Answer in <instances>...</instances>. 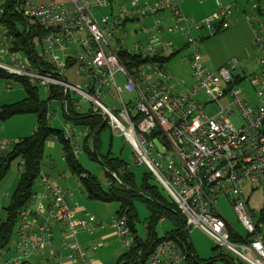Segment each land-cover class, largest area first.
I'll use <instances>...</instances> for the list:
<instances>
[{
	"label": "built area",
	"instance_id": "obj_1",
	"mask_svg": "<svg viewBox=\"0 0 264 264\" xmlns=\"http://www.w3.org/2000/svg\"><path fill=\"white\" fill-rule=\"evenodd\" d=\"M121 0H67L39 4L37 0H19L21 14L36 23L42 31L41 60L48 65L42 71L38 66L31 68L16 57L12 65L0 63V69L7 74L22 76L32 85H38L47 92L45 103H58L50 99L53 88L62 89L68 104L80 108L83 102L91 104L94 114L100 115L114 135L122 136L133 148L136 162L145 165L175 203L186 219L187 228L201 229L217 245L216 248L231 254L245 264H264V222L255 223L247 210L244 196L245 186H264V6L254 5L257 24L254 26L255 44L260 58L258 71L251 77L259 104L252 107L242 91L232 85L234 71L238 65L231 61L219 73L204 69L199 41L190 37L188 29L195 33L214 34L217 28L226 30L225 20L231 9L220 7L211 18L197 23L184 17L180 10L183 0H158L143 5L140 0H126L131 13L139 19L152 16L155 23L148 30L146 44L136 45L132 50L113 47L110 43L117 27L127 18L123 15L113 23L109 16L100 19L94 12L106 9ZM170 10L175 25L172 30L182 33L186 42L195 47L190 57L194 86L188 92L175 91L171 86L172 76L164 69L156 68L159 38L152 31L160 28L159 15ZM0 10V15L2 14ZM221 22V23H220ZM186 25L190 28L187 29ZM119 30V29H118ZM117 33V32H116ZM3 46L7 38L1 39ZM69 47L75 49L68 61L61 59L59 52ZM167 49L173 51L172 44ZM123 55L130 58L122 60ZM77 67L81 86H75L66 79L67 67ZM125 95L132 96L128 102ZM203 95L206 103L198 98ZM228 96L231 103L221 107L212 116L204 112L213 103H220ZM119 103V107L117 103ZM220 105V104H219ZM236 106L240 112L241 126L234 125ZM47 119L48 113H46ZM158 133V138L153 137ZM72 130L64 131L70 146L77 138ZM160 138V139H159ZM154 141H158L161 153ZM18 142V141H17ZM17 142H0V157ZM44 195L34 194L33 208L20 211L15 236L18 238L15 254L6 264H23L29 257H38L46 264H91L90 259L98 247L85 246L77 240L81 231L92 234L94 216L76 218V208L67 200L61 189L42 177ZM221 197L231 198L233 209L247 232L242 237L232 230L220 216L216 203ZM40 198V199H38ZM45 200V202H44ZM160 220V223H163ZM117 238L129 249L135 243V235L125 215L112 220ZM60 227V243L68 250L57 253L54 250V226ZM100 227L103 229L102 224ZM231 233L239 242L233 241ZM173 239L163 240L150 255L145 264H187Z\"/></svg>",
	"mask_w": 264,
	"mask_h": 264
},
{
	"label": "rangeland",
	"instance_id": "obj_2",
	"mask_svg": "<svg viewBox=\"0 0 264 264\" xmlns=\"http://www.w3.org/2000/svg\"><path fill=\"white\" fill-rule=\"evenodd\" d=\"M153 1L154 0H140L142 4L151 3ZM37 2L41 4V2H39L38 0ZM242 2H244V6L246 9L249 10L250 14L254 13L252 11V5L254 3H260L261 6H264V0H242ZM191 5L192 3L189 1L182 2L181 4L182 8H189ZM240 5L242 6V3H240ZM183 14L186 16L185 13ZM190 18L193 19V17ZM137 28V23H129L126 27V31H128L132 38L130 44L136 42V39L133 38V35ZM225 32H227V30H224L223 32L215 35H212L210 33H204L203 37L205 38V40L198 46V50L201 53L204 69L209 73H219L220 69L228 65V63H230L231 61H236L238 67L234 71V77H238L240 80L243 79L236 87L243 92L249 104L252 107H256L259 104V101L257 99L256 92L251 84V77L253 76L255 67L258 64L256 63L257 57L254 53H251V56H249L248 54H246L245 56L243 54V46L245 45L243 35H240V37L236 38L232 37V39H230L227 38V36H223ZM199 33L200 32H198V34L195 33L194 38L198 39L200 35ZM169 37L173 38V36L171 35H169ZM37 41L38 40L36 39L34 43L36 44L35 50L37 52L39 60L33 58H26V60L19 61L23 63L28 62L32 69L38 66L42 71H45V63H43L41 60L42 49ZM178 45L182 48L183 43L179 41ZM4 50L9 52L8 44L4 46L3 53ZM72 51L73 49H70V52ZM194 51V46H190L188 49H183V51L179 52L175 57H173L171 61L166 64L167 70L171 74H174L175 72L176 74L174 76H176L177 80L180 83L185 82L184 84H186L187 87L184 88L183 86L182 89H185L188 92L194 85V79L191 75V67L189 63V56L192 55ZM10 56L11 55L5 57H7L8 60ZM77 73V67L68 68L66 71V78L68 79L69 83L75 86L82 87V83L78 79ZM17 77L22 80L26 79L22 76ZM7 84L13 86L12 91L7 92ZM30 85L39 88L38 91L42 101H45L47 99V92L42 87L38 85ZM0 92H2L0 94V106L11 104L17 100L19 101L26 96L23 86L19 82H16L14 80L0 79ZM20 93H22V97H20L21 99H14V101H10V103H5L7 102V100H3L11 96L16 98V96H19ZM198 99L202 103H206V99L203 95H200ZM230 103L231 99L227 96L225 99H222L220 103H213L206 107L204 112L207 116H212L220 111V106L225 107L228 106ZM90 105L91 104L89 102H83L82 108L84 110L89 109ZM45 106L47 108V113L49 117L48 123L51 128L61 130L64 127H68L69 123L65 120L64 108L62 104L54 102L51 103L49 107L47 106V104ZM233 110L236 115L235 119L232 120L234 121V125L236 127H239L242 124V121L240 119V112L236 106H233ZM36 120L37 117L35 114H22L14 116L5 121H0V142L3 140H7L13 143L17 142V139H22L31 136L32 131L36 126ZM70 126L72 125L70 124ZM50 145H52V147ZM100 147L101 148L99 152V159H102L109 153L112 155V157L123 159L127 163L130 172L135 175L136 184L141 185L143 174L148 173L149 171L145 165H139L136 162L133 148L125 140L124 137L113 135L109 128H105V130L101 133ZM78 161L84 168V170H86L90 174L95 175L102 182L103 186H106L110 182L111 178L108 177L106 169L102 166V164L99 161L92 160L89 155L84 151H81L78 154ZM19 163L20 159L14 160L11 163L7 174L0 180V223L6 220V208L9 206L12 195L14 194L18 186L21 173ZM41 170L45 174H50L52 178L55 179L65 189L70 187L73 188V190L76 192V196L74 199L69 200L72 207L76 208L77 206L79 207V205H82L86 208L87 214L89 216H94L95 218L96 216H102L100 222L103 226V229L106 230V234L115 230L114 225H112L111 223L112 220L116 218V212L119 209V204H105L98 201L89 200L86 193L79 187L76 180L71 177L70 172L67 170V165L62 159L61 144L53 142L51 139L46 142ZM63 174H65L66 181L61 178V175ZM39 183L40 182L38 179L35 185V191L38 190ZM243 192L247 200V210L252 214L253 221L255 223H258L260 220L264 222V186L257 187L252 191L250 187L245 186ZM164 193V196L170 199L169 194L166 191H164ZM95 205L103 207V212L96 211V209L93 207ZM216 208L220 216L228 223L229 227L232 230L237 231L242 237L247 236L245 228L239 221L238 216L233 209L231 198L221 197L217 200ZM136 210L138 213V219L135 221V226L138 232L137 234L142 236L145 226L144 223L147 217L149 216V211L146 205L139 201L136 202ZM96 220L98 221L97 218ZM170 228L171 225L168 221L161 223L157 229L159 236H163L165 232L170 230ZM98 229H101L100 225ZM15 230L16 227L14 229V233ZM14 233L7 245L3 248H0V264H6V262L10 258L16 256L14 250L18 238L15 236ZM189 236L195 252L201 259H209L210 257H212V250L213 248H216L217 245L201 229L191 228ZM92 245L98 247L97 252L92 258L93 260H98L101 264H115L119 256L127 250V248L117 237L107 238L105 240H102L101 238L96 239L89 246ZM92 258L90 259V263L92 261ZM25 262H27L26 264H43V261L41 259L35 257H29ZM216 264L224 263L221 261H217Z\"/></svg>",
	"mask_w": 264,
	"mask_h": 264
},
{
	"label": "trees",
	"instance_id": "obj_3",
	"mask_svg": "<svg viewBox=\"0 0 264 264\" xmlns=\"http://www.w3.org/2000/svg\"><path fill=\"white\" fill-rule=\"evenodd\" d=\"M21 5L22 3L19 0H0V10L3 12L0 15V25L5 29L8 37L9 52H23L29 59L39 60L34 40L37 39L40 44L42 31L36 23L21 14ZM171 16L173 15L171 14ZM176 24L183 25L182 22L178 21H176ZM45 68L48 69V65L45 64ZM0 79L19 82L26 93L25 98L21 101L0 107V121L22 114H35L37 117L36 128L32 135L19 139L10 150L0 157V180L7 174L11 163L16 159H20L21 171L18 186L12 195L9 206L6 208V220L0 223V248L6 246L10 241L14 229L17 227V218L20 211L30 203L35 193V185L42 168L45 145L50 138H53L62 145L65 162L68 168L80 177L82 189L89 200L118 203L119 209L116 215H125L129 221L132 233L135 235V243L119 256L115 264H145L155 248L167 239H173L176 242L181 253L185 255L187 264H216L217 261H222L225 264H244L237 261L231 254L218 248H213L212 257L209 259H201L196 254L190 241V229L187 228L186 219L181 215L175 203L164 196V189L151 173L143 174L141 185H137L135 175L130 172L127 163L121 158L109 155L103 157L101 163L107 170L108 177L111 178V184L108 187L102 186L99 179L93 174L86 173L75 159L69 142L63 138L62 129L50 127L46 117V103L40 98L39 88L31 86L27 80L7 74L1 69ZM242 80L234 77L232 85L237 86ZM66 97L69 98V95H65L62 89L53 88L50 99H57L58 103L62 104ZM64 117L67 122L73 123L76 128L89 127L92 134H94L93 136L90 135L93 148L99 155L100 133L106 128V125H103L104 119L100 115L79 112L72 104H68V107L64 110ZM157 135L158 133L155 132L152 136L158 138ZM91 147L88 135L82 149L92 160H96ZM83 173L86 176H83ZM113 174L117 178H113ZM138 201L144 203L149 211L142 236L137 234L135 226V221L138 219L136 210V202ZM160 220L168 221L171 225L170 230L161 237L157 231ZM231 237L233 241H240L233 233H231Z\"/></svg>",
	"mask_w": 264,
	"mask_h": 264
},
{
	"label": "crops",
	"instance_id": "obj_4",
	"mask_svg": "<svg viewBox=\"0 0 264 264\" xmlns=\"http://www.w3.org/2000/svg\"><path fill=\"white\" fill-rule=\"evenodd\" d=\"M38 1L43 3V4H48V3L53 2V1L66 2L67 0H38ZM156 1H158V0H154L151 3H146V4H143V5L153 4ZM185 1L191 2L192 5L189 8H184V7L182 8V6L180 5V10H181L182 15L184 17L188 18V19L193 20L194 22H197V23H200V22L204 21L205 19L211 18L214 15H216L219 12L220 7L231 9V14L229 15V17H227L225 19L227 21V23L229 24V28L226 29L227 32H225V34L223 36H227V38L232 39V37L236 38V37H240V35H243V38H244V41H245V45L243 46V49H244L243 50L244 51L243 54L245 56H246V54L251 56V53H254L255 56L257 57L256 63H258L260 55H259V52H258V48H257V46L255 44V34H254V30H253L254 26L257 24V20H256L257 13H256V11L254 10L253 7H254V5L260 4V3H254L252 5V11L254 13L250 14L249 10L245 8L244 2H242V0H183V2H185ZM118 3H119V5L118 4H112L111 6H109L106 9H102V10H99L98 12H94L95 17L97 19H100V18H102L104 16H109L111 21L113 23H115V21H118L120 16L123 15L122 10L120 9V5L125 8V12L128 15H127V18H125L121 24H124V23H126V24L121 25L120 27L118 26L116 31L113 32V34L115 33V35H114V38L111 39V41H110L111 45L113 47H115V48L116 47H122L125 50L126 49L132 50L136 45L146 44L148 42L149 36H150V34L146 33L147 29L148 30H152V27H153V25L155 23V18L152 17V16H148V17H145L144 19H139L138 17L133 16L134 14L131 13V6H129V3L126 0L118 1ZM240 3H242V6L240 5ZM183 13H185L186 16ZM190 17H193V19L190 18ZM159 19L161 21L160 28L158 30H156V31H152L153 35H157L158 38H159L158 42L156 43V46H157V57L154 58L153 61L156 63V68L164 69V71L166 73H168L169 75L172 76L171 86H173L175 91H187L185 89H182L183 86H184V88L187 87L186 84H184L185 82L180 83L177 80L176 76H174L176 73L174 72V74L173 73L171 74L167 70L166 64L169 61H171L173 59V57H175L179 52L183 51V49H188L192 45H190V44H188L186 42V38H185V36L182 33L175 32V31L172 30V28L176 25V21L175 22L173 21L170 11H166V12L161 13L159 15ZM148 21H150V22H148ZM259 21L260 22H264V17H260ZM218 22L219 21L216 22V25H215L216 26V31L214 32V34H216L219 31V29L217 28V25L219 24ZM129 23H137L138 24V28L135 31L134 35H133L134 36L133 38L136 39V42H134L133 44H130L132 38H131L130 34L128 33V31H126V27H127V25ZM116 25H120V24H116ZM186 27H187V29L190 28L189 25H186ZM187 31H188L190 37L194 38L195 31H192L190 29H188ZM221 32H223V31H220L219 33H221ZM204 33H208V32L206 31V32L199 33L200 34L199 38L198 39L194 38L197 41H199V45L205 40V38L203 37ZM169 35L173 36V38L169 37ZM3 38H7V44H8V37L6 35V31L0 25V63L5 64V65H12L15 57L17 59H19V60H26V58L29 59L26 56V54H24L23 52H18V53H12L11 54V53H9V52L4 50V53H3L4 46H3V43L1 42V39H3ZM179 41H181L183 43L182 48L178 45ZM169 43L172 44V47H173V51L172 52L167 49V45ZM39 45L41 47V44H39ZM70 49H73V51L70 52ZM74 53H75V49L73 47H69V48H67V49H65L63 51H60L59 55H60L62 60L68 61L69 58L72 55H74ZM8 55H11V56L7 60V57H5V56H8ZM190 57H191V55L189 56V63H190ZM129 58H130V56H128V55H123L122 56V60L123 61H127ZM68 68H71V66H68L67 69ZM258 68L259 67H258V64H257V66L255 67V71L253 72V75L258 71ZM65 74H66V72H65ZM77 75H78V73H77ZM191 75H192V70H191ZM192 87H191V89H192ZM6 90H7V92L12 91L13 90V86L7 84ZM1 93L2 92H0V94ZM20 97H22V93H20L19 96L17 95L16 98L11 96V97L3 99V100H5V101L7 100V102H5V103H10V101H14V99H21ZM124 99L126 101L130 102L133 99V97L132 96L128 97L127 95H125ZM21 100H19V101H21ZM15 102H18V100L15 101ZM15 102H13V103H15ZM116 103H117V106L119 107V103L118 102H116ZM8 105H10V104H8ZM3 106H5V105H3ZM0 107H2V106H0ZM66 108H64V110H66ZM75 108L79 112L95 115L92 112V110H91V105H90L89 109H85V110L82 108V105H81L80 108H78L76 106H75ZM68 123H69L68 127H64L62 129L63 138H64V140H66V138L64 137V131H66L67 129L72 130L71 136L74 137V138H77L76 145L74 147L71 146V151L73 152V154L75 156V159H77V161H78V154L81 151H83V149H82L83 148V144H84L85 140L88 138V135H89V140H90L91 146H92L91 147V151L94 154V156L96 158V161H99L101 163V159H99V155L95 152V150L93 148V143H92V139H91L92 137H90V135L93 136L94 134H92V132L89 129V127L88 126H85V127L83 126V127H77L76 128L73 125V123H71V122H68ZM103 123H104L103 125H106L104 121H103ZM70 124L72 126H70ZM35 128H36V126H35ZM35 128H34V130H35ZM106 128H109L108 125H106ZM78 129H79V131H78ZM33 131H32V133H33ZM50 139L53 142L58 143L53 138H50ZM17 140H19V139H17ZM50 146L52 147V145H50ZM100 146H101V135H100ZM109 155L112 157V155L110 153L107 156H109ZM104 157H106V156H104ZM62 159L65 162L63 150H62ZM67 170L70 172L71 177L76 180V182L78 183L79 187L82 189V184H81L80 177H78L75 173H73L68 168V166H67ZM84 171L86 173H89L86 170H84ZM106 173H107V170H106ZM43 176L47 177V181L49 183L59 187L61 189V191L66 195L68 201L70 199L72 200V199L75 198L76 192L73 190L72 187L65 189L55 179H53L50 174H45V173L42 172V170H41L40 176H39V182H40L39 183V187H38V190L35 191L34 194H38L39 196H43L44 195V189H43V185H42V181H41ZM83 176H86V174L83 173ZM61 178H63L64 181H66L65 174L61 175ZM113 178H117V176L115 174H113ZM110 184H111V180L106 186L104 185V187H108ZM248 187L251 188V191L253 189L257 188V187L250 186V185H248ZM38 199H40V198H38ZM32 202L33 201H30V203L24 208H33L34 207V203H32ZM44 202H45V200H44ZM101 203H103V202H101ZM105 204H109V203H105ZM93 207L96 209V211L103 212V207H101L99 205H95ZM88 216L89 215L87 214V210H86L85 207H83L82 205H79V207L78 206L76 207V211H75V217L76 218H85V219H87ZM117 216L118 215H116V217ZM96 218L98 219L99 222L97 221L96 223H94V224L92 223L91 224L93 226L94 230H95V232L93 231L94 233L88 234L86 232L81 231V232H79L77 234V240H78V242L80 244H83L85 246H89L96 239H100L101 238L102 240H105L107 238L117 237L116 234H115L116 229L115 230L112 229L113 231L109 232L107 234L105 233L106 232L105 229H102V228L98 229L99 225L101 224L100 220L102 219V216L101 217H97L96 216ZM164 222H166V221H164ZM60 227H61L60 225L53 227L54 228V230H53L54 231V238H55L54 250H56L57 253H66L68 250H66V248H63L61 243H60V236H61ZM35 258H38V257H35ZM39 259H41V258H39ZM42 261H43V264H46L44 260H42ZM26 263L27 262H25L23 264H26ZM91 264H101V263L98 260H93V258H92Z\"/></svg>",
	"mask_w": 264,
	"mask_h": 264
},
{
	"label": "water",
	"instance_id": "obj_5",
	"mask_svg": "<svg viewBox=\"0 0 264 264\" xmlns=\"http://www.w3.org/2000/svg\"><path fill=\"white\" fill-rule=\"evenodd\" d=\"M154 143H155L156 147L158 148V150H159L161 153H163V148H162L161 144H160L158 141H154Z\"/></svg>",
	"mask_w": 264,
	"mask_h": 264
}]
</instances>
